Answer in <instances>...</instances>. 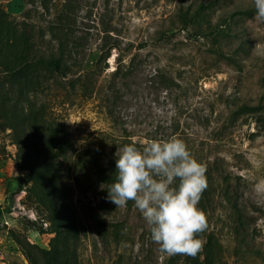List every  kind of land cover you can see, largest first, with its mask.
<instances>
[{"label":"rangeland","instance_id":"obj_1","mask_svg":"<svg viewBox=\"0 0 264 264\" xmlns=\"http://www.w3.org/2000/svg\"><path fill=\"white\" fill-rule=\"evenodd\" d=\"M26 6L0 0L10 18L20 19ZM69 8L65 88L48 87L45 71L36 95L74 140L76 150L51 158L79 231L78 263H166L134 202L116 207L110 185L90 165L81 169L77 156L91 148L112 168L124 145L176 136L206 165L205 175L215 160L228 180L226 195L206 204L217 264H264V109L234 111L264 96V21L253 0H72ZM101 67L91 94L70 87L72 77ZM16 153L0 119V264H54L55 234L30 183L19 187L26 171Z\"/></svg>","mask_w":264,"mask_h":264},{"label":"trees","instance_id":"obj_2","mask_svg":"<svg viewBox=\"0 0 264 264\" xmlns=\"http://www.w3.org/2000/svg\"><path fill=\"white\" fill-rule=\"evenodd\" d=\"M23 2L28 6L21 12L20 19L10 18L6 10H0V119L13 131L17 144L16 162L19 169L26 171L19 187L30 183L28 194L46 209L50 222L48 230L55 234L50 244L53 263L79 264L74 247L79 231L73 224L70 204L51 158L55 151L76 150L74 140L58 120L46 115L47 104L36 95V91L44 89L41 76L45 71L50 82L48 87L65 88L60 79L71 69L67 27L72 0H59L56 4L53 0ZM53 5L55 17L50 16ZM102 68L86 69L72 77L68 81L70 87L79 86L83 95L91 94ZM112 71L116 73L117 67ZM262 85L264 89V76ZM258 109H264L262 95L255 104L242 102L234 111L241 115ZM77 161L81 169L90 165L105 184L110 185L115 178V166L105 167L91 148L81 150ZM219 169L218 162L213 160L206 174L207 188L199 202L205 213L206 204H212L218 193L226 195L228 192L227 177ZM95 220L104 224L98 215ZM201 235L205 243L195 258L178 254L168 257L165 264H217L213 234L207 227Z\"/></svg>","mask_w":264,"mask_h":264},{"label":"clouds","instance_id":"obj_3","mask_svg":"<svg viewBox=\"0 0 264 264\" xmlns=\"http://www.w3.org/2000/svg\"><path fill=\"white\" fill-rule=\"evenodd\" d=\"M253 2L257 19L264 21V0ZM116 157L115 178L107 188L110 201L121 208L134 202L161 253L195 258L208 227L198 207L207 188L206 165L176 136L149 139L141 147L128 143Z\"/></svg>","mask_w":264,"mask_h":264}]
</instances>
